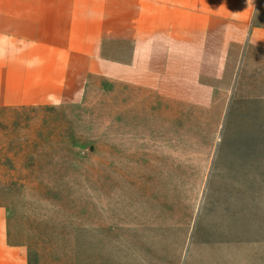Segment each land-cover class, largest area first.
<instances>
[{"label": "rangeland", "instance_id": "1", "mask_svg": "<svg viewBox=\"0 0 264 264\" xmlns=\"http://www.w3.org/2000/svg\"><path fill=\"white\" fill-rule=\"evenodd\" d=\"M210 50L0 105V206L28 264H264V54L232 47L224 72Z\"/></svg>", "mask_w": 264, "mask_h": 264}, {"label": "crops", "instance_id": "2", "mask_svg": "<svg viewBox=\"0 0 264 264\" xmlns=\"http://www.w3.org/2000/svg\"><path fill=\"white\" fill-rule=\"evenodd\" d=\"M257 5L258 0H0V105L77 101L92 75L132 83L142 65L162 64L159 57L210 63L212 45L226 72L232 47L244 59L250 49L264 54ZM228 33L235 36L228 40ZM131 246L138 257L146 247L141 239ZM28 261L27 247L10 241L8 212L0 206V264Z\"/></svg>", "mask_w": 264, "mask_h": 264}, {"label": "trees", "instance_id": "3", "mask_svg": "<svg viewBox=\"0 0 264 264\" xmlns=\"http://www.w3.org/2000/svg\"><path fill=\"white\" fill-rule=\"evenodd\" d=\"M260 3V2H259ZM259 3H258V8H257V13H256V18H255V23H256V25H258V26H263L264 27V24H259V23H257L256 21H257V18L259 17V9H260V5H259Z\"/></svg>", "mask_w": 264, "mask_h": 264}]
</instances>
